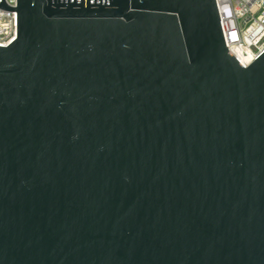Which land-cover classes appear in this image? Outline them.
Wrapping results in <instances>:
<instances>
[{
  "label": "water",
  "instance_id": "obj_1",
  "mask_svg": "<svg viewBox=\"0 0 264 264\" xmlns=\"http://www.w3.org/2000/svg\"><path fill=\"white\" fill-rule=\"evenodd\" d=\"M0 7V264H264V52L215 0Z\"/></svg>",
  "mask_w": 264,
  "mask_h": 264
},
{
  "label": "built area",
  "instance_id": "obj_2",
  "mask_svg": "<svg viewBox=\"0 0 264 264\" xmlns=\"http://www.w3.org/2000/svg\"><path fill=\"white\" fill-rule=\"evenodd\" d=\"M16 7L17 0H5ZM226 46L245 67L264 52V0H215ZM17 36V11L0 7V46Z\"/></svg>",
  "mask_w": 264,
  "mask_h": 264
}]
</instances>
